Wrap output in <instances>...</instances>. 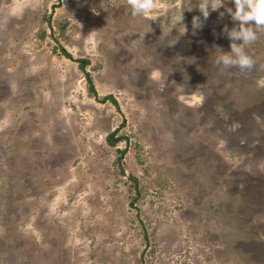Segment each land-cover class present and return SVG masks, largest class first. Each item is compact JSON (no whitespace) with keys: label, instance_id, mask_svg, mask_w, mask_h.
Masks as SVG:
<instances>
[{"label":"rangeland","instance_id":"1","mask_svg":"<svg viewBox=\"0 0 264 264\" xmlns=\"http://www.w3.org/2000/svg\"><path fill=\"white\" fill-rule=\"evenodd\" d=\"M198 2L0 0V264H264V29Z\"/></svg>","mask_w":264,"mask_h":264},{"label":"clouds","instance_id":"2","mask_svg":"<svg viewBox=\"0 0 264 264\" xmlns=\"http://www.w3.org/2000/svg\"><path fill=\"white\" fill-rule=\"evenodd\" d=\"M229 0H199L196 4L200 16L191 18V30L195 31L203 26V20H207L210 11L218 12L222 18L227 13L231 20L235 22V27H224L223 31L227 36L230 44V51L221 53L215 59L217 65L223 69L236 68L241 71L250 70L253 67V59L246 53V47L250 46L258 38L261 29H264V0H230L232 7H227ZM130 8V14L133 17H142L148 20H155L164 15L168 16V10L162 8L157 10L154 0H127ZM192 8V7H191ZM191 8H187L191 10ZM156 14H153V13ZM177 24L181 27L177 28ZM175 29L179 35L188 31L187 26L183 23L182 11L175 16L168 28V33ZM176 39L171 40L169 45L175 43ZM235 41H239L236 43Z\"/></svg>","mask_w":264,"mask_h":264},{"label":"trees","instance_id":"3","mask_svg":"<svg viewBox=\"0 0 264 264\" xmlns=\"http://www.w3.org/2000/svg\"><path fill=\"white\" fill-rule=\"evenodd\" d=\"M62 51V53L66 56V57H68V58H70L71 56H70V54H68L66 51H64L63 49L61 50ZM80 66L83 68V63H81V61H80ZM85 76H86V78H87V83H88V89H89V91L91 92V93H94L95 94V90H94V87H93V84H92V82H91V79H90V76L88 75V73H85ZM101 101L102 102H104V101H110L112 104H117L116 103V100L111 96V95H108V96H105V97H103L102 99H101ZM107 142L111 145V146H114L115 145V142L119 139V138H116V139H114L113 138V134H109L108 136H107ZM123 152H124V150H121L120 151V154H123Z\"/></svg>","mask_w":264,"mask_h":264}]
</instances>
